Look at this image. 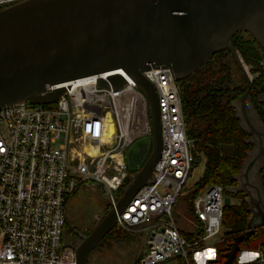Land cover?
Returning a JSON list of instances; mask_svg holds the SVG:
<instances>
[{"label": "built area", "instance_id": "1", "mask_svg": "<svg viewBox=\"0 0 264 264\" xmlns=\"http://www.w3.org/2000/svg\"><path fill=\"white\" fill-rule=\"evenodd\" d=\"M21 1L0 0V9ZM115 75L125 80L118 89L109 82ZM143 76L157 93L161 156L115 226L145 235L140 264L189 262L199 246L221 233L224 189L213 185L197 197L194 210L204 234L189 242L174 217L194 161L179 82L170 68H151ZM61 87L66 93L54 104L0 110V264H78L75 247L64 242L67 204L81 188L94 187L104 191L110 210L115 208L130 176L126 149L153 135L148 99L125 71L53 89ZM90 147L96 155L86 151ZM259 253L262 258L252 264H264Z\"/></svg>", "mask_w": 264, "mask_h": 264}, {"label": "water", "instance_id": "2", "mask_svg": "<svg viewBox=\"0 0 264 264\" xmlns=\"http://www.w3.org/2000/svg\"><path fill=\"white\" fill-rule=\"evenodd\" d=\"M239 32L250 33L264 49V0H24L0 10V110L20 103L54 104L66 88L53 87L118 70L133 78L149 102L152 153L116 207L77 246L69 244L76 249L78 264H87L118 214L151 180L160 159L158 98L143 72L170 68L176 81H183L225 50L231 51L248 84L240 111L257 146L239 177L252 217L247 231L230 244L223 264H236L242 243L264 229L259 177L264 126L247 109L251 80L231 44ZM109 82L114 89L125 84L121 75ZM100 84L110 86L105 80ZM231 202L225 197V206Z\"/></svg>", "mask_w": 264, "mask_h": 264}, {"label": "trees", "instance_id": "3", "mask_svg": "<svg viewBox=\"0 0 264 264\" xmlns=\"http://www.w3.org/2000/svg\"><path fill=\"white\" fill-rule=\"evenodd\" d=\"M231 44L241 61L251 66V72L258 75L251 81L247 109L249 114H254L264 126V49L247 32L237 33ZM179 86L185 115L186 134L192 143L194 156L191 173L193 169L201 165L203 160L205 164L203 174L195 189L187 195H183V189L176 204V206L180 204L183 212L191 218L192 224L185 227V224L182 225L179 219H176V222L181 229V234L189 242H196L204 234L202 224L198 221L194 210L195 201L202 194V191L207 187L220 185L224 189L225 197L239 200L238 204L231 203V205L224 207L222 225L225 229V235L222 248L217 251L216 260L211 263L223 264L224 255L230 251V244L234 242L236 237L247 231L248 223L252 217L248 195L239 189V177L257 146L253 142L252 133L243 122L240 111L241 100L248 90V84L231 51L225 50L217 53L209 63L195 74L179 81ZM137 173L138 171H130V176L119 191L120 197ZM260 180L264 188L263 168L260 171ZM68 205L69 203L65 215L64 242L67 243L65 241L67 233H72L73 238L75 235H79V244L82 238L91 233L70 226L67 219V215L69 216L67 214ZM131 235L114 226L99 245L106 242L109 245L115 243V246L118 244L125 246ZM141 235L140 241L144 242L145 237ZM252 241L256 242L264 253V229H259L243 243ZM142 256L143 251H140L134 257L133 264H140ZM87 264H89L88 260Z\"/></svg>", "mask_w": 264, "mask_h": 264}, {"label": "rangeland", "instance_id": "4", "mask_svg": "<svg viewBox=\"0 0 264 264\" xmlns=\"http://www.w3.org/2000/svg\"><path fill=\"white\" fill-rule=\"evenodd\" d=\"M7 7L9 6H5L0 10L5 9ZM243 65L246 69L249 79L253 81L258 75L253 74L251 72V66L246 65L244 62ZM152 149V137L138 138L131 146L126 149V161L131 172H139L143 168L144 164L152 153ZM89 150H91V147L89 148ZM204 164L205 161L203 160L199 167L193 169L191 176L184 188L183 195H187L195 189L197 183L199 182L203 174ZM260 165H262L264 168V155L260 159ZM204 191H202V193ZM117 198L119 200L121 197L119 196ZM239 202V200H232V203L235 204H238ZM179 205L180 204H178L174 209V217L175 219H179L182 222V225L185 224V227H188V225L190 226L192 224V220L188 215L183 212L182 207ZM109 211L110 208L108 204V199L104 191L102 189L94 187H86L81 188L77 192V194L74 195L70 200L67 213L69 214V216L67 215V219L70 222V226H72L73 228H79L82 231L84 230V232L88 231V233H91L96 228V226L103 220V218L109 213ZM224 235L225 229L222 228L221 233L219 235L204 242L201 246L198 247V249L202 248L201 250H198L191 254L189 262L187 261V259L172 260L166 264H211L216 260L217 251L222 248V241L224 239ZM65 237L66 240L72 241L74 235L72 233H67ZM67 243L73 244L72 242ZM114 244L112 243V245H109L105 242L103 245H99L97 249L93 250L89 255V264H130L129 255L131 251L133 252V254H136V256L139 254L138 246H130L127 250V245L121 246L120 244H118V246H115ZM259 251L260 248L256 242L252 241L243 243L242 250L237 256L236 264H252L256 262L258 259L262 258L261 255L259 256V258H253L244 254ZM210 252L212 253V255H210Z\"/></svg>", "mask_w": 264, "mask_h": 264}, {"label": "crops", "instance_id": "5", "mask_svg": "<svg viewBox=\"0 0 264 264\" xmlns=\"http://www.w3.org/2000/svg\"><path fill=\"white\" fill-rule=\"evenodd\" d=\"M260 168H261L260 169V171H261L263 166L260 165ZM259 177H260V174H259ZM68 207H69V205H68ZM129 234H131V233H129ZM141 234L144 235L143 233H134V234H132L130 236V238L128 239L127 244H126L128 246L127 250L129 249L130 246H132V247L138 246L139 247V252L138 253H140V251H143V253H144L143 245L145 247V241L144 242L140 241L141 240V237H140ZM144 237H145V235H144ZM141 247H142V249H140ZM135 256H136V254H133V252L131 251V253L129 255L130 264H133V260H134Z\"/></svg>", "mask_w": 264, "mask_h": 264}, {"label": "clouds", "instance_id": "6", "mask_svg": "<svg viewBox=\"0 0 264 264\" xmlns=\"http://www.w3.org/2000/svg\"><path fill=\"white\" fill-rule=\"evenodd\" d=\"M244 255H247L253 258H259L260 253L259 252H249V253H245Z\"/></svg>", "mask_w": 264, "mask_h": 264}, {"label": "flooded vegetation", "instance_id": "7", "mask_svg": "<svg viewBox=\"0 0 264 264\" xmlns=\"http://www.w3.org/2000/svg\"><path fill=\"white\" fill-rule=\"evenodd\" d=\"M65 241H67V242H74L73 244L77 246L78 241H80V238H79V235H75V238H73L72 241H68L66 239H65ZM66 244H68V243H66Z\"/></svg>", "mask_w": 264, "mask_h": 264}, {"label": "bare ground", "instance_id": "8", "mask_svg": "<svg viewBox=\"0 0 264 264\" xmlns=\"http://www.w3.org/2000/svg\"><path fill=\"white\" fill-rule=\"evenodd\" d=\"M86 151L89 152L92 155H96L97 154V150L93 149L92 147H91V150H89V148H87Z\"/></svg>", "mask_w": 264, "mask_h": 264}, {"label": "snow or ice", "instance_id": "9", "mask_svg": "<svg viewBox=\"0 0 264 264\" xmlns=\"http://www.w3.org/2000/svg\"><path fill=\"white\" fill-rule=\"evenodd\" d=\"M210 255H212V253L210 252Z\"/></svg>", "mask_w": 264, "mask_h": 264}]
</instances>
